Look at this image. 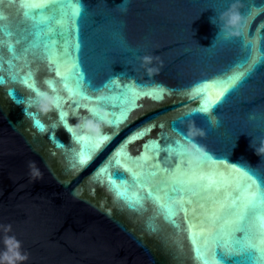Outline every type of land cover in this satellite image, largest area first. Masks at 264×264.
<instances>
[{
    "label": "snow or ice",
    "instance_id": "obj_1",
    "mask_svg": "<svg viewBox=\"0 0 264 264\" xmlns=\"http://www.w3.org/2000/svg\"><path fill=\"white\" fill-rule=\"evenodd\" d=\"M53 0H40V2H33L30 3L28 11L32 9H46L50 3H52ZM75 14V13H74ZM25 15H27V12H25ZM3 17H0V20H3ZM19 43V41H17ZM8 51L10 54H13L12 59H17V55H15V49L12 45H8ZM24 52H28L29 49L25 48L23 50ZM3 61H0V72L3 71ZM27 63V61H25ZM49 63H52V61H49ZM8 67L10 71L9 79L14 82H20V83H28V80L32 78L31 72H28L24 76L20 75V72L13 71L14 65L11 61H8ZM79 64L78 61L73 60L71 67L68 69V71L64 74L63 79H67L68 77L75 75L77 77V80L80 78V72L78 71ZM243 73H236L233 76L229 77V87L225 88L223 92L220 93V95L217 97V101L219 102L220 99L223 98L226 92L230 90L231 87L235 85V83L241 78ZM56 76L60 77L61 73L59 71V68L56 69ZM5 83V78L3 75H0V85ZM31 88L35 89V83L30 85ZM65 88L67 89V84H65ZM79 95L78 92L69 90V97L73 98L75 96ZM72 103L79 107V101L73 99ZM54 107L61 108L62 103L61 99L58 98ZM206 113L209 111L208 107L205 106L203 109ZM61 120H64V115L61 114ZM36 125L40 128H43V125L40 124V122L37 120L35 121ZM165 140V146L162 148H159L158 150L160 152L164 153V156L162 157L163 162L165 165L168 164V151H167V143L169 142V138L164 137ZM172 143H175V141H171ZM99 146V143H97L96 147ZM81 163H84L83 157H81ZM245 176L247 177L248 183L245 187L237 186L234 188L231 192H228L226 195V200L230 201L229 203H221L219 211L221 213L227 212L230 214L233 219L231 221H228L227 223H231L234 225H237V230L241 232L243 230V226L250 221H255V224L253 225L254 231L249 232L250 242L247 243L242 251L246 252L249 257L253 260V264H260V262L264 261V181L257 183L256 180L252 178V175L248 172H245ZM206 181V183H205ZM177 183H182L190 186L192 188L193 195H197L196 188L199 187L200 190L203 193H210L213 190L215 192L219 193L222 189V186L224 187H230L231 185L226 182V180L221 177L217 178L215 175L205 177L201 176L198 179H188V180H174L173 185ZM253 186H255V190H253ZM172 192H178V188L175 186L171 189ZM122 195V194H121ZM147 199L151 200L158 208L159 212L163 213L165 215L166 219L172 220L173 216L176 215L175 206L179 205L180 211H185L183 199L174 200L173 197L168 193L164 192L163 196H157L154 195L152 192L147 193ZM145 199V197H140L137 199V201L132 204L131 206L135 207L139 205L140 207H143L142 201ZM186 214V213H185ZM214 215V219L218 220L220 219V216ZM175 223V221H172ZM256 241H259L257 243ZM218 252L220 251V246H217ZM222 255L223 253L220 252Z\"/></svg>",
    "mask_w": 264,
    "mask_h": 264
}]
</instances>
